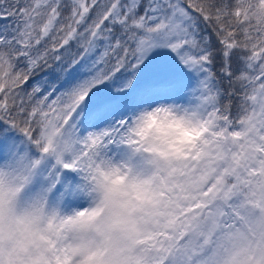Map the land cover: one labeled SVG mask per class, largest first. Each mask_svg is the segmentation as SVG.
Segmentation results:
<instances>
[{
	"label": "snow or ice",
	"instance_id": "obj_1",
	"mask_svg": "<svg viewBox=\"0 0 264 264\" xmlns=\"http://www.w3.org/2000/svg\"><path fill=\"white\" fill-rule=\"evenodd\" d=\"M0 264H264V0H0Z\"/></svg>",
	"mask_w": 264,
	"mask_h": 264
}]
</instances>
